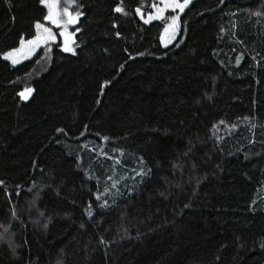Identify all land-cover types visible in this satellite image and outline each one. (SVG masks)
Returning a JSON list of instances; mask_svg holds the SVG:
<instances>
[{"label": "trees", "instance_id": "1", "mask_svg": "<svg viewBox=\"0 0 264 264\" xmlns=\"http://www.w3.org/2000/svg\"><path fill=\"white\" fill-rule=\"evenodd\" d=\"M153 2L75 0L74 53L13 65L47 10L0 0V264H264V0H192L168 46Z\"/></svg>", "mask_w": 264, "mask_h": 264}, {"label": "snow or ice", "instance_id": "2", "mask_svg": "<svg viewBox=\"0 0 264 264\" xmlns=\"http://www.w3.org/2000/svg\"><path fill=\"white\" fill-rule=\"evenodd\" d=\"M191 0H157L151 4V8L155 9L154 12H150L147 16V19H144V14L141 7L136 8V13L140 15L141 19H144L145 23H150L153 20H168L170 22L165 24L164 35L161 36V40L165 43H170L172 39L175 38L177 31L179 30V13L172 15L170 17H165V12L168 9L176 11L179 9V12H183L185 8L188 7ZM224 0H221L223 3ZM41 3L47 8V14L43 17L44 20L49 21L52 26L58 29V32H54L52 27L45 26L40 21L35 23V35L29 39L21 37L19 42V47L13 48L10 51L4 53V58L10 60L13 65H16L20 62V58L24 59L30 58L33 54L37 52L41 46H48L50 44L56 43L58 36L63 39L62 50L64 52L74 53V36L75 32H70L68 29L70 26L76 25L79 17L83 13L72 11V5L75 4V0H41ZM123 0L118 4L114 11L117 13H122L127 15L125 8L122 6ZM115 27V25H114ZM76 32L79 31V28L75 29ZM116 35L119 37L120 33L117 32ZM33 89L25 88L19 95L27 100L31 95ZM57 131H63L58 129ZM3 181H0L2 184ZM99 198V197H98ZM106 206V205H104ZM88 215L91 216V211L88 212ZM103 242V240L101 241Z\"/></svg>", "mask_w": 264, "mask_h": 264}, {"label": "rangeland", "instance_id": "3", "mask_svg": "<svg viewBox=\"0 0 264 264\" xmlns=\"http://www.w3.org/2000/svg\"><path fill=\"white\" fill-rule=\"evenodd\" d=\"M192 1V0H191ZM181 2H182V0H181ZM45 6V5H44ZM73 6V5H72ZM46 10H47V8H46ZM72 11L75 13L77 10H74L73 8H72ZM143 11V14H144V19H147V16H148V14L150 13V12H154L155 11V9H153V8H151V10H149V11H144V10H142ZM177 13H179V15H180V13L181 12H179V9H177L175 12L174 11H172L171 9H168L166 12H165V17H170V16H172V15H176ZM47 14V13H46ZM139 15V14H138ZM139 17H140V15H139ZM144 19H142L143 21H144ZM157 20H159V19H157ZM168 22H170V21H168V20H166V23H168ZM41 23H43L45 26H48V27H52L53 28V31L54 32H58L59 30L58 29H56L54 26H52L51 25V23L49 22V21H46V20H43V21H41ZM165 27V26H164ZM77 28V24L76 25H73V26H70V28L68 29L70 32H75L76 33V31H75V29ZM177 33H178V31H177ZM177 33H176V35H177ZM33 35H35V31H34V34ZM162 35H164V28H163V30H162V32H161V36ZM161 36H160V42H161V44L163 45V46H168V45H170L173 41H174V39H172L171 40V42L170 43H165L164 41H162L161 40ZM176 37V36H175ZM31 38V37H30ZM29 39V38H28ZM57 42H59L60 43V45H62V43H63V39L61 38V37H59L58 36V38H57ZM56 42V43H57ZM44 47H46V46H41V48H44ZM40 48V49H41ZM40 49H38L37 50V52H39L40 51ZM36 52V53H37ZM35 53V54H36ZM35 54H33V55H35ZM32 55V56H33ZM3 58H4V54H2L1 55ZM31 56V57H32ZM5 59V58H4ZM7 60V59H6ZM23 60H25L23 57H21L20 58V62H22ZM11 64H12V62L10 61V60H8ZM19 62V63H20ZM18 63V64H19ZM17 65V64H16Z\"/></svg>", "mask_w": 264, "mask_h": 264}]
</instances>
